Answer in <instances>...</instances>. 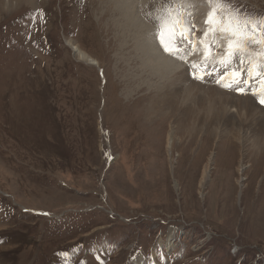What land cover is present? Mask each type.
I'll use <instances>...</instances> for the list:
<instances>
[{
    "label": "rangeland",
    "instance_id": "1",
    "mask_svg": "<svg viewBox=\"0 0 264 264\" xmlns=\"http://www.w3.org/2000/svg\"><path fill=\"white\" fill-rule=\"evenodd\" d=\"M112 1L0 0V264H264V154L251 159L262 132L242 131L241 149L233 130L221 144L183 111L150 115L166 80L143 73ZM162 2L134 8L152 33ZM234 2L264 14V0ZM193 3L199 36L211 6ZM212 75L203 88L241 97Z\"/></svg>",
    "mask_w": 264,
    "mask_h": 264
},
{
    "label": "bare ground",
    "instance_id": "2",
    "mask_svg": "<svg viewBox=\"0 0 264 264\" xmlns=\"http://www.w3.org/2000/svg\"><path fill=\"white\" fill-rule=\"evenodd\" d=\"M15 1L18 0H8L7 4L14 3ZM34 1L35 0H25V2L29 4H33ZM137 1L138 0H113L112 3L113 6L115 5L114 7H116L117 12L121 13L123 16V20L125 21L123 24L124 28L129 32L136 34L135 41L137 46H134L136 47L135 49L136 53L134 54H137V56L135 57V60L142 62L143 73L146 72V76L149 79L151 77L154 78L157 77L166 80L167 82V83L164 82V86H165L164 91L159 96L157 95L155 101L152 99V102L154 103L150 107L151 108L150 115L156 116L158 114H161L162 113L161 110L167 107L169 109L170 108L174 109L175 112L183 111V114L186 117H190V118L194 117L199 121V123L205 125L202 127V129L205 131L204 136L207 133H211L210 137H213L214 135V137L217 138V140L220 141L221 144L224 143L223 139L226 138V134L228 132L230 133V131L233 130V132L229 134V138H228V139H232L231 144L233 145L229 144V146L233 147L235 143H239L241 149H244L245 146L249 145L248 144L249 140L244 138V136L241 137V134H243V132H245L248 129H251L253 133L260 131L263 134L259 133L258 135L256 133L258 139L255 145H253L254 150L252 151V153L254 154L252 155L251 159L252 160L254 158L256 159L258 155L260 156L264 154V108L258 104V100L256 96L250 94L251 93L250 92L249 95H244V97H242L243 95L241 94L240 95L241 97L237 98V96H234L233 94L228 92H223L222 90H219V88L217 87L212 88L210 86L211 88L209 87L208 89L203 88L204 84L202 85L201 82H204L203 80L205 79L203 80L199 79V74H201V72L203 71L207 72V69H202L201 67V65H204V67L206 68L205 65L206 59L203 56V48H197L193 51L189 49L188 46L186 45L182 49V51H186L188 56H191L192 54L195 53L196 55L192 58H185L186 55L183 56V59H185V61L180 59H173L172 57L166 56L165 54L161 53L156 43L150 42V34L152 33V30L144 22V20L143 21L141 20V18L134 11ZM114 7L112 8L110 6V8L112 9H114ZM68 45L72 47L74 52L77 54L76 56H78V58L81 61L87 62L90 65L99 64L98 60L91 57L88 53L83 51L80 47L74 45L71 41H69ZM198 61L201 63L199 64ZM217 61L218 58L216 59L215 62ZM184 63L188 65L192 63H196L198 67L197 70L198 69L200 70V71L198 70L199 72L196 75H194L197 76L196 78L192 79L190 77L194 81H191L189 79V76L187 74V71L189 70L185 71L187 67L186 64ZM218 68H222V66L216 63V66L214 68L212 67L211 70H209L210 73L213 72L214 77H216V75L219 74L217 71ZM148 71L149 74L147 73ZM210 73L205 75L208 76ZM242 87H244V84ZM252 90L255 91L256 87L252 88ZM180 93L182 94V97L181 100L178 101L179 96L181 95ZM208 119H211L209 120L210 122H208ZM233 122L236 123V125L234 124L235 127L233 129L228 128L231 123L233 124ZM183 125H184L183 126L184 129H188V127L191 126L187 124L186 125L183 124ZM179 131H183V129H180ZM172 137H173V133L171 132L168 139L169 149L172 145L171 143ZM242 159H243L242 162H244L245 159L246 160L250 159L248 151L247 154L242 155ZM256 160L258 161V159ZM213 161H214V155L210 158L207 166L205 167L204 175L201 183L202 187L208 182L210 178L209 166L212 164ZM230 179H231V174L229 178L223 179L221 176L222 182L226 183L229 180L227 183L231 184ZM247 188L249 189L250 186H247ZM245 191L246 190H244V187L242 186L241 191L239 193V197H241V200L242 198H244ZM221 192L226 194L227 187L224 188L222 185ZM258 210L262 211V207Z\"/></svg>",
    "mask_w": 264,
    "mask_h": 264
},
{
    "label": "snow or ice",
    "instance_id": "3",
    "mask_svg": "<svg viewBox=\"0 0 264 264\" xmlns=\"http://www.w3.org/2000/svg\"><path fill=\"white\" fill-rule=\"evenodd\" d=\"M207 3L212 10L204 21V31L197 36L200 29L193 22L194 13L186 11L195 7L193 0H163L147 13L155 25L150 42H155L161 53L180 60L187 55L182 51L185 45L193 51L203 48L205 59L220 48L217 61L223 68L220 79L236 82L247 75L249 85L255 79L258 84L255 91L250 86L247 91L239 87L235 91L242 95L251 92L264 105V76L260 75L264 73V16L242 15L234 0H207ZM245 62L247 68L243 67ZM205 74L201 73L199 79L203 80Z\"/></svg>",
    "mask_w": 264,
    "mask_h": 264
}]
</instances>
